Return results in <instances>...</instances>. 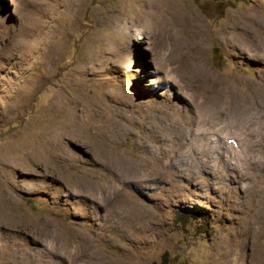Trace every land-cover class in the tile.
Returning a JSON list of instances; mask_svg holds the SVG:
<instances>
[{"label": "rangeland", "instance_id": "374dc122", "mask_svg": "<svg viewBox=\"0 0 264 264\" xmlns=\"http://www.w3.org/2000/svg\"><path fill=\"white\" fill-rule=\"evenodd\" d=\"M141 1L0 0V264H251L264 248V0H175L176 29H137L123 14ZM185 42L205 78L175 69ZM51 123L61 159L15 165Z\"/></svg>", "mask_w": 264, "mask_h": 264}, {"label": "bare ground", "instance_id": "6f19581e", "mask_svg": "<svg viewBox=\"0 0 264 264\" xmlns=\"http://www.w3.org/2000/svg\"><path fill=\"white\" fill-rule=\"evenodd\" d=\"M159 2V4L162 6V3L164 4V6H166V10L164 13H162L161 15L163 16H157L155 14V10L159 8V5L157 4ZM157 3H149L145 0L141 1V8L142 9H138L136 10V13L130 17L128 16L130 10H124V14L123 16L128 17L129 19H131L132 21L138 22L141 21L142 23L139 22V26H137V29H143L146 26V22L144 21L143 17H148L149 18V23L151 21V19H155V18H160L161 20H165V22L168 24V26L166 27L167 29H176V26H178L179 21L178 19L181 18L184 15V10L180 8L179 4L175 1V0H160ZM193 17H194V21L195 23L193 24V26L197 29V35H196V39L198 40H202L204 35V31H203V27L201 22L199 21V19L195 16L194 13H190ZM105 19V18H104ZM130 21V22H132ZM148 23V22H147ZM148 25V24H147ZM163 26H165V24L163 23ZM234 26V24L232 25ZM151 28V27H150ZM156 28V27H155ZM155 28H152L148 35L150 37L151 40V48H153V50H155L156 53H158L160 55V57L162 56L165 59V55L166 58L168 56V52L172 49L170 48L171 44H169L168 42H165L164 40V35L158 32H156ZM161 28V27H160ZM233 28H227V30H224V32H222L223 34H229L231 36V40L232 44L234 45L235 40L234 38L238 37L237 33L235 31H233ZM165 29V28H164ZM162 30V29H161ZM144 31V30H143ZM142 30H139V35H144L145 32H143ZM168 31V30H167ZM240 31V30H238ZM237 31V32H238ZM160 32V31H159ZM173 32V31H172ZM122 35L124 34V30L121 31ZM239 34V33H238ZM243 34V33H242ZM262 34V33H261ZM223 36V35H222ZM240 36V35H239ZM256 38V37H255ZM140 39V38H138ZM167 40H169V38H165ZM237 39V38H236ZM244 40H247L246 38L243 37ZM240 40V39H239ZM237 41V40H236ZM180 42V40H179ZM182 42V41H181ZM150 43V42H149ZM179 44V43H178ZM183 43H180V45H182ZM174 50H177V56L179 57V59H177L175 62L176 66L175 69L178 70H182V71H186V72H192L193 74H195L196 76H198L199 78H205L208 74L207 70L205 69L206 66H203L204 64H201V61H198L193 58H185V60H182V58L180 57V51H184L187 46H189L188 43L185 42V46H181V48H179L176 45ZM260 46V45H259ZM169 49V51H168ZM250 51V50H249ZM164 52V53H163ZM251 55L255 56V53L252 54L253 52L250 51L249 52ZM191 55V54H190ZM188 56V55H187ZM258 56V55H257ZM177 57V58H178ZM162 58V59H163ZM179 60V61H178ZM164 61V60H162ZM157 68H160V66L158 67L157 65H154ZM159 70V69H158ZM170 80V79H169ZM168 81V80H167ZM172 83V82H171ZM181 97L185 98V95ZM62 126V125H61ZM55 128H57V125L53 126L52 123L48 125V129L45 130V135H47V140L45 139V148H41V144H40V140L38 139V141L36 142V146L30 151L29 155L27 157H23L21 159L18 158V160H16L15 165H26L27 163H25V161L27 162H37V160L41 157V154L44 153L46 154V156L44 157V161L48 160L51 163L56 162L57 160L61 159L60 153L61 151H59L57 144H49L48 142L53 138L54 134H56L55 132ZM58 128H61L60 126H58ZM69 130V129H68ZM67 130V132H68ZM58 131V130H57ZM58 132H62V131H58ZM57 132V133H58ZM72 132V131H71ZM60 135V133H58ZM62 135V134H61ZM214 140H216L217 142L222 141L223 137L220 135H216ZM55 143V142H54ZM223 143V142H222ZM48 145V146H47ZM59 146V145H58ZM61 149V148H60ZM65 151V150H64ZM64 153V152H62ZM61 153V154H62ZM65 154V153H64ZM123 159V158H122ZM9 159L8 157L3 158L2 162L6 163L8 162ZM64 160V159H63ZM121 160V159H120ZM22 161V162H20ZM10 162V161H9ZM12 163V162H11ZM7 164V163H6ZM5 165V164H4ZM2 176V175H0ZM3 178V177H2ZM1 180V179H0ZM6 180V179H5ZM4 189V188H3ZM2 191V190H1ZM0 191V192H1ZM10 191V190H9ZM2 196V195H1ZM3 199V198H2ZM1 201V200H0ZM2 203V202H1ZM0 203V204H1ZM4 203V202H3ZM5 207V206H4ZM12 207V206H11ZM3 208V205H2ZM7 209V208H6ZM5 210V209H4ZM5 212V211H4ZM3 212V213H4ZM2 213V211H1ZM2 213V214H3ZM1 214V215H2ZM0 215V216H1ZM262 247V246H261ZM258 249V248H257ZM255 252V251H254ZM257 254V253H256ZM263 254H264V248L260 250V252L258 253V255L255 257H253V259L251 260V264H264V259H263ZM107 262V261H106ZM243 259L242 258H237L235 263L236 264H242ZM99 263H102V261H100Z\"/></svg>", "mask_w": 264, "mask_h": 264}, {"label": "trees", "instance_id": "16d2710c", "mask_svg": "<svg viewBox=\"0 0 264 264\" xmlns=\"http://www.w3.org/2000/svg\"><path fill=\"white\" fill-rule=\"evenodd\" d=\"M215 53H216V50L214 49V50H213V54L215 55Z\"/></svg>", "mask_w": 264, "mask_h": 264}]
</instances>
